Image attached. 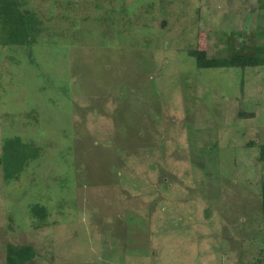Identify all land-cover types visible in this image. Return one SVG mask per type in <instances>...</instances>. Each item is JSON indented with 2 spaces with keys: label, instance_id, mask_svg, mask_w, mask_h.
<instances>
[{
  "label": "rangeland",
  "instance_id": "obj_1",
  "mask_svg": "<svg viewBox=\"0 0 264 264\" xmlns=\"http://www.w3.org/2000/svg\"><path fill=\"white\" fill-rule=\"evenodd\" d=\"M19 2L39 23L0 45V154H39L0 166V264H262L264 65L188 51L254 54L264 0Z\"/></svg>",
  "mask_w": 264,
  "mask_h": 264
},
{
  "label": "trees",
  "instance_id": "obj_2",
  "mask_svg": "<svg viewBox=\"0 0 264 264\" xmlns=\"http://www.w3.org/2000/svg\"><path fill=\"white\" fill-rule=\"evenodd\" d=\"M38 20L27 15L22 9L19 0H0V28L5 35L0 39V45L10 47L28 46L31 37L37 33ZM16 45V46H15ZM188 55L193 57L198 68L224 67H256L264 65V46L258 44L254 54H236L226 57L209 58L205 51L191 49ZM244 115V114H243ZM39 148L29 142H24L18 135L5 137L0 154V166L6 179H15L29 162L36 159ZM260 159L264 160V145H260ZM261 213L264 223V173L260 183ZM31 214L43 220L45 208L35 204L31 206ZM262 264H264V233L262 238ZM35 252L29 245H7L5 264H28Z\"/></svg>",
  "mask_w": 264,
  "mask_h": 264
}]
</instances>
